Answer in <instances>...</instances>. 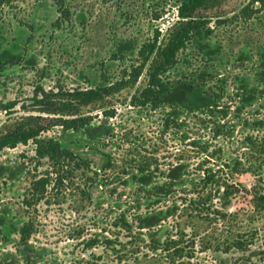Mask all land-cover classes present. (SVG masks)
<instances>
[{"label":"rangeland","instance_id":"rangeland-1","mask_svg":"<svg viewBox=\"0 0 264 264\" xmlns=\"http://www.w3.org/2000/svg\"><path fill=\"white\" fill-rule=\"evenodd\" d=\"M180 1L0 0V133L38 87L60 97L100 86L102 75L118 81L137 65L142 43L167 36ZM249 3L226 0L200 13L207 27L178 54L165 75L170 94L156 108L131 102L147 84L145 68L132 87L107 98V114L83 109L93 115L86 129L50 128L48 136L90 161L96 174L89 179L78 174L69 188L48 189L25 209L29 185L46 166L32 160V143L0 152V264H264V211L255 212L251 194L240 191L223 209L216 199L226 215L216 221L191 212L196 190L187 191L214 169L236 187L257 184L264 194V7H251L244 19ZM125 42L132 48L118 53ZM6 52L19 61L4 62ZM184 81L192 91L182 93L177 83ZM7 103L13 108L1 111ZM175 166L182 167L175 192L150 194L169 183ZM142 171L150 176L146 184ZM85 184L89 197L81 194ZM149 214L153 226L140 228L138 218ZM123 217L130 229L122 228ZM28 222L34 233L21 245L18 231ZM238 236L249 244L228 249ZM169 238L180 241V257L150 247L152 239Z\"/></svg>","mask_w":264,"mask_h":264},{"label":"trees","instance_id":"trees-1","mask_svg":"<svg viewBox=\"0 0 264 264\" xmlns=\"http://www.w3.org/2000/svg\"><path fill=\"white\" fill-rule=\"evenodd\" d=\"M226 0H181L177 7V21L174 23L165 38L160 39L159 33L140 45L136 49L135 57L137 65H132L129 72L124 74L118 81L109 83V80L102 75L103 81L100 86L86 89H72L60 95L37 88L32 95L29 105H22L23 114L14 119L13 123L8 125L0 133V152L3 149H14L19 145L32 143L34 146V156L37 167L46 166L43 173L36 177L29 185L28 191L22 201L25 209L35 208L44 199L48 189L58 191L62 188H69L73 181L80 174L81 178H88L89 173H93L91 163L72 149L62 145L57 139L47 135L51 127L61 129L65 132H78L86 129L91 125L93 115L84 113L83 109L97 106L99 111H104V102L108 97L113 96L124 88L132 87L146 68L147 84L144 89L132 97V104L136 107L156 108L163 99L170 94V85L165 76L177 63V56L186 49V45L207 27V22L200 13L215 9L223 4ZM258 5L264 7V0H250L241 14L244 19H248L254 13L251 7ZM59 9L62 12L61 4ZM64 14L66 11H63ZM164 37V36H163ZM131 44L119 45L118 53L123 54L131 49ZM4 54V53H3ZM117 57L116 60H124L125 57ZM19 57L4 54V62L16 64ZM0 63V68H1ZM183 91H192L194 86L190 82H179ZM171 96L174 97L173 94ZM178 98V95L175 97ZM12 103L1 105V111L9 112L13 107ZM45 116V117H44ZM110 117L113 113H110ZM51 117V118H49ZM47 122V123H46ZM168 184L155 186L152 193L156 196H168L175 192V180L180 179L182 167L175 166L168 170ZM93 174H96L94 171ZM149 175L141 172L140 179L147 183ZM202 185L196 190V197L189 199V209L197 218H209L224 220L226 218L223 208L229 204V200L240 191L251 194V203L256 213L264 211V194L260 192V185L255 184L250 191L244 187H236L229 179L219 175L214 169L203 171L201 179ZM81 191L85 197H89L90 187ZM146 192H149L146 191ZM222 200V205L218 209L215 206V200ZM152 215L139 217V227L153 226ZM123 229H130L126 219L123 217L119 221ZM120 226V225H119ZM34 233L32 222L25 223L18 231L19 243L27 245L31 235ZM238 236L233 239L228 249L242 250L249 243ZM152 250H161L164 254L172 259L181 256L182 247L178 239L169 238L163 243L151 240ZM112 241L107 239V244L112 245ZM194 241L187 243L188 249L194 248ZM94 244V243H93Z\"/></svg>","mask_w":264,"mask_h":264}]
</instances>
